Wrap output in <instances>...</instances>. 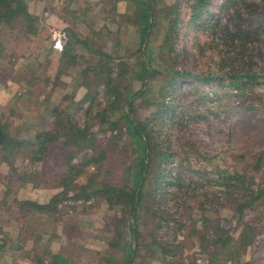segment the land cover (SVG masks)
<instances>
[{
	"label": "rangeland",
	"instance_id": "rangeland-1",
	"mask_svg": "<svg viewBox=\"0 0 264 264\" xmlns=\"http://www.w3.org/2000/svg\"><path fill=\"white\" fill-rule=\"evenodd\" d=\"M27 3L36 21V33L25 31L20 21L12 28L0 26L4 49L0 63V120L10 135L22 142L35 138L41 131L52 130L59 116L61 122L73 119L86 129L92 124L95 146L112 151L105 162L87 165L84 152L74 156L68 165L66 157L74 147H54L49 158L41 163L32 161V146L15 147L12 167L0 165V247L4 246L2 251L0 248V264H34L32 250L38 243L32 236H43L38 247L40 255L54 232L57 240H51L50 245L54 252H63L70 264H102L103 256L109 258L112 252H117L120 259L121 246L108 247L111 242L117 243L115 237L122 226L119 207L111 209L104 199L90 197L87 202L81 200L84 208L71 213L66 209L57 224L47 213L22 209L23 202L32 201V197L27 199L20 192V184H30L27 195L43 194L49 199L54 189L60 194L64 192L62 184L69 188L71 181L85 186L90 176L99 172V182L109 187L123 185L125 179L133 181L129 168L134 162V145L126 140L127 132H123L122 138L128 148L122 149L114 140L119 131H99L103 122L107 125L110 121L103 119L112 113V86L130 103L145 94L136 115L149 123L154 145L155 141L161 144V152L169 158L162 166L167 177L165 189L169 192L165 195V215L155 212L157 205L152 212L141 211L138 233L144 243L139 247L134 240L133 264H231L227 254L233 250L232 245L223 250L214 246L212 240L217 238V223L224 233L239 238L243 222L236 209L245 200L249 185L255 193L263 192L258 197L262 199L244 212V222L254 223L258 236L253 246L240 249L237 263L264 264V79L252 80L251 86L242 91L227 79L177 78L174 92L166 95L165 104L160 105V89L173 75L168 72L170 69L211 79L219 77L216 75L224 62L227 71L238 79L248 72L264 71V0H210L206 12L196 22L191 0H155L148 50V43L140 45L141 13L137 0ZM239 28L245 31L238 42L241 48L231 50L226 43H232L233 38L227 37V31L235 33ZM60 31L68 37L67 45L69 41L75 45L74 60L51 49L55 32ZM146 50L152 54L153 66L160 75L149 78L141 89V83L133 80L132 74L136 66L139 70ZM106 63L109 65L105 66ZM89 82L97 87L93 90ZM136 92L138 96H134ZM166 106L170 110L160 116L159 111ZM128 107L127 103L125 111ZM88 110L91 115H87ZM93 116L99 118L98 123L90 122ZM106 125L104 129L108 128ZM116 146L120 148L115 150ZM88 152V159L96 153L94 149ZM94 158L99 159V153ZM151 161L145 192L162 163L158 157ZM73 165L76 168L70 174L67 170ZM26 172L30 175L24 181ZM235 174L244 181L242 190L231 179L238 178ZM68 188L67 195L73 194L75 198V192ZM161 217L164 219L160 220ZM207 218L214 222L208 225ZM194 230L206 231L208 237L191 235ZM21 238L26 239L23 251L19 249ZM156 238L175 252L149 259L147 244ZM127 240H131L129 232ZM199 254L205 260L198 261Z\"/></svg>",
	"mask_w": 264,
	"mask_h": 264
},
{
	"label": "trees",
	"instance_id": "trees-1",
	"mask_svg": "<svg viewBox=\"0 0 264 264\" xmlns=\"http://www.w3.org/2000/svg\"><path fill=\"white\" fill-rule=\"evenodd\" d=\"M140 10V19L141 22L138 23L140 32H141V39H140V45L141 47L144 45V43H148L147 50L149 48L150 44V38L152 36V32L149 33V31L154 28V24H152L151 19H153V9L155 7V0H137ZM27 0H0V26H7L12 28V25L15 23L17 24V21H20L22 28L27 32H33L36 33L35 23L33 16L30 14L28 7H27ZM210 5V0H191V9H192V15L193 19L196 20L200 19L204 13L206 12L207 7ZM161 13V12H160ZM25 20L27 21V24L30 23L29 27L27 26ZM176 23V22H175ZM174 23V24H175ZM174 31V28L172 29ZM37 35V34H36ZM149 36L148 39H146ZM242 36H245V31L242 28H239L237 32L231 33L230 31H227V37L233 38V42L226 43V46L231 50H239V41ZM248 39V38H246ZM236 41V42H235ZM75 45L72 43V41L68 43V45L65 48V51L63 52L64 57H71L73 54V49ZM144 51L143 57H141L140 65L137 66L134 71L133 80L138 81L141 83V89L144 88L146 85V81L150 79H156L159 77V71L153 66L152 61V54L150 55ZM4 56V49L0 42V63L2 61V58ZM72 59L74 60L73 56ZM109 64L106 63L105 66H108ZM228 65L224 62L221 64L219 70L220 74L216 75L219 77H216L215 79L209 78V76L205 75H198L194 76L190 73L184 72V71H177L174 69L168 70V72H172V76H168L169 82L167 83L164 88L160 89V95L163 98L162 103L160 104L163 106L166 101V95H170L174 92L175 85L177 83V78L182 79H188V78H195L198 81H224L229 80L231 82V85H234L239 90H246L248 87L251 86L252 80H257L258 78L264 79V71L262 73H255V72H248L246 74V77L238 79L237 75L231 74V71L228 70ZM151 69V71H150ZM108 72H110V66L107 67ZM103 76L105 78V72H103ZM103 76L100 75V79H103ZM106 79L102 80L105 81ZM100 82V84L102 83ZM111 82V80H110ZM89 87H91L94 90V87H97L96 85H92V82L87 83ZM99 84V83H98ZM113 90L111 92L114 93L111 94L113 100H109L110 107H112V113L110 116L105 117L103 120L110 119L109 123L106 125V123H102L100 125L99 131L106 133L107 129H111L112 132L119 131V136H115L114 140L115 142H118V146L122 147V149L128 148L125 146V142L123 141V132L126 131L128 135V139H126L129 143H131L133 155H134V162L129 168V172L133 173V181L130 183L127 179L123 181V185H118L115 187H109L107 184H102L99 182L100 172L96 174H93L90 176L89 184L82 186V185H76V183L70 181V187H64L62 184V187L64 188V192L62 194L56 193L49 202L45 204H39L34 201H26L23 202L21 205L22 209H29V210H35L39 211L40 213H47L51 219L54 218V221L59 224L57 221H61L62 215H65L62 209L59 208V205L67 200V189H72L73 192H75V201L79 200H88L90 197H97L104 199V201L107 202L109 207L111 209H114L116 207H119L120 210H122V218H120V221L122 223L121 229L118 230L117 236L115 237L116 244H113L111 242V245H108V247H112V245H115L117 248L118 244L121 246V252H120V259L117 258L118 253L112 252L111 256L109 258L106 257V254L103 256L102 264H133L134 258L136 257V250L134 248V240H136L137 245L140 247L143 245V241L141 240V235L138 233V222L141 218V211L143 212V209H147L148 211L152 212L153 207L156 205V211L160 212L163 217L165 215V201L166 197L165 195L168 194V190L165 189V183L167 177L165 176L164 170L162 169V166H164V163H167L169 158L167 157V154H165L163 150V147L161 144H158L155 141V145L153 143V139L151 136V129L148 122H142L139 120V118L136 115L137 107L139 104L143 102L142 97L136 98L132 101V103L128 102V99L123 100L121 97H123L118 91L114 90L115 88L112 86ZM140 89V91H141ZM139 91V92H140ZM167 93V94H164ZM92 93L89 95L91 96ZM110 94V92H108ZM139 93H135L134 96H138ZM126 94H124L125 96ZM128 103L129 107L125 111L124 106H126ZM170 110L169 106H166L161 110V113L168 112ZM91 115V111L88 110ZM158 113V114H159ZM57 117V116H55ZM60 117V116H59ZM59 117H57L56 125L52 130H44L37 134V136L29 141H19L16 138L12 137L8 131V127L2 123L0 120V165L6 164L12 167L13 165V150L17 146H31L33 152H31L32 155V161L34 163L36 162H45L49 158L50 150L54 147L61 146L62 144L67 145L69 148L74 147V151L70 152L69 156L66 157V162L68 165H70V162L74 156L77 154H82L85 152V160L87 161V165L90 162H99L100 160L102 162H105V159L110 157V153L112 151L109 150L108 152L105 150H102L101 148H97L95 146L94 136L95 133L92 131L93 127L92 124L89 126V128H82L80 125H77L74 123L73 119H68L67 121H60ZM70 117V116H68ZM90 120V119H89ZM99 118L97 116H93L91 118L90 122L95 121V124L98 123ZM158 121V120H157ZM108 126V128L104 129V126ZM127 142V143H128ZM113 142L111 145L113 146ZM117 145V144H116ZM122 145V146H121ZM117 147V146H116ZM120 147H117L115 150H118ZM94 149L95 152L99 153V159H95L96 153L91 154L90 158L88 159L87 156L89 155V150ZM109 153V155H108ZM39 154V155H38ZM148 157V158H147ZM155 157H158L161 159L162 163H159V167H157L156 172H154V180L151 184H149L148 191H144L145 183L147 180V174L148 171L150 172V164L151 160L155 159ZM150 160V161H149ZM149 162V164H147ZM76 166H69L67 172L72 174L74 172ZM82 173V172H81ZM79 173V175L81 174ZM128 173V172H127ZM29 173H25L24 177H22V180L26 181L29 179ZM236 177H232L231 179L235 181V185H241V190L244 188V181L240 177V175L235 174ZM240 183V184H237ZM179 185V184H178ZM228 186V184H227ZM251 185L246 186L248 188V193L245 194V200L241 201L237 204V212L239 213V220L243 226V230L241 234H239V238L235 239L233 236H229L228 233L223 232V228L221 225L217 223V226L215 227V234L217 236L216 240H212V243L214 246L218 247L219 249H225L228 248V245L231 244L233 250H229L227 254V261L228 263L231 262V264H238L237 263V257H239V251H241L242 247H250L253 246L257 236H258V229L254 226V223L251 222H244V212L247 209H251L254 207L256 201L261 200L258 199L260 195L263 192L255 193L254 190L249 188ZM59 188V187H58ZM228 188H234L232 187V184L228 186ZM236 189V188H235ZM264 197V196H263ZM161 199V200H160ZM87 202V201H85ZM85 204L82 205H74L71 207L72 212H76L79 208H84ZM84 211V210H83ZM164 218H160V220H163ZM207 224L211 225L214 221L209 220L207 218ZM216 225V224H215ZM62 227H64L62 225ZM127 232L130 233L131 240H127ZM203 233V234H201ZM200 235L204 236V239L208 237V232H200L197 230H194V232L191 233V235ZM55 232L53 234L52 239L48 241L46 245L43 247L42 254L39 255L38 253V247L42 244V235H33L34 242L38 243V246L33 249V261L34 264H70V260L66 258L64 255H62L63 252H53V248L50 245L51 240H57V237L54 236ZM57 235V232H56ZM26 239H20L19 241V249L23 251V245L25 243ZM160 241L156 238L155 240L151 239L150 244L148 245V251L147 255L150 254L149 259H155L159 258L161 255H164L167 252H175V250L167 247L166 244L159 243ZM145 245V246H147ZM109 247V249H110ZM230 247V248H231ZM1 251L4 249L3 247H0ZM59 249L62 247L59 246ZM229 249V248H228ZM241 249V250H240ZM61 251V250H60ZM26 253V252H25ZM31 252L28 253L29 256L32 255ZM27 254V253H26ZM216 255V253H215ZM47 256L46 258H44ZM49 257V258H48ZM47 259V261H46ZM49 259V260H48ZM211 264H217L216 262H213Z\"/></svg>",
	"mask_w": 264,
	"mask_h": 264
},
{
	"label": "built area",
	"instance_id": "built-area-1",
	"mask_svg": "<svg viewBox=\"0 0 264 264\" xmlns=\"http://www.w3.org/2000/svg\"><path fill=\"white\" fill-rule=\"evenodd\" d=\"M67 41H68V37L65 35V33H63L62 31L55 32L54 40L52 44V50L56 53H63L66 48ZM83 203L84 202L81 200L75 201L73 194H70L67 200L60 204L59 208L65 212L66 209H68V211L71 213V207H73L76 204L81 205ZM205 258L206 257L202 254L198 255V261H203L205 260Z\"/></svg>",
	"mask_w": 264,
	"mask_h": 264
},
{
	"label": "crops",
	"instance_id": "crops-1",
	"mask_svg": "<svg viewBox=\"0 0 264 264\" xmlns=\"http://www.w3.org/2000/svg\"><path fill=\"white\" fill-rule=\"evenodd\" d=\"M51 49H52V46H51ZM2 93H3V91H2ZM1 93V94H2ZM21 186H20V192H21V194H24L25 195V197L27 198V199H29L30 197H32V201H34V202H37V203H39V204H44V203H47V201H49V199H51L56 193H57V189H54L53 191L54 192H51V193H53L54 195H51L50 196V198L49 199H47V198H45L44 196H43V194H39V196H37L36 194H30V195H27V192L28 191H26L27 189H28V186L30 185V184H28V185H22V184H20ZM39 188V187H38ZM25 190V191H24ZM34 190V189H33ZM36 192H42L40 189H36ZM43 193H46V191L45 192H43ZM46 195V194H45ZM27 199H25V200H27ZM54 252V251H53ZM27 253V252H26Z\"/></svg>",
	"mask_w": 264,
	"mask_h": 264
},
{
	"label": "clouds",
	"instance_id": "clouds-1",
	"mask_svg": "<svg viewBox=\"0 0 264 264\" xmlns=\"http://www.w3.org/2000/svg\"><path fill=\"white\" fill-rule=\"evenodd\" d=\"M65 51V50H64Z\"/></svg>",
	"mask_w": 264,
	"mask_h": 264
}]
</instances>
